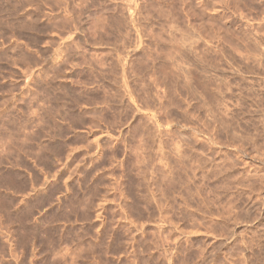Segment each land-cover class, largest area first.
<instances>
[{
  "label": "rangeland",
  "instance_id": "374dc122",
  "mask_svg": "<svg viewBox=\"0 0 264 264\" xmlns=\"http://www.w3.org/2000/svg\"><path fill=\"white\" fill-rule=\"evenodd\" d=\"M0 264H264V0H0Z\"/></svg>",
  "mask_w": 264,
  "mask_h": 264
}]
</instances>
